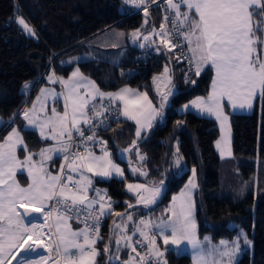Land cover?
<instances>
[{
  "label": "snow or ice",
  "instance_id": "snow-or-ice-1",
  "mask_svg": "<svg viewBox=\"0 0 264 264\" xmlns=\"http://www.w3.org/2000/svg\"><path fill=\"white\" fill-rule=\"evenodd\" d=\"M124 3L136 8L143 6L145 17L149 15V0H124ZM165 3L167 12L172 15L164 16L160 30L153 29L149 34L137 30L132 33V38L148 42L150 36H158L168 51L177 47L183 49L186 45L191 55L185 58L197 76L210 67L214 72L211 92L206 99L198 97L192 100L191 107L214 116L223 129L227 121L225 100L234 109H251L257 96L264 99V0H165ZM17 22L27 34L35 35L34 29L23 18H18ZM169 24L170 29L167 27ZM162 76L171 83L167 66ZM48 79L50 83H59L63 91L56 93L42 89L37 97L40 110L37 111L34 103L23 116L29 126L39 129L42 139L53 140L55 144L42 149L37 161L27 150L17 129L13 128L0 142V264H11L21 252L26 254V258L17 260V264H49L50 261L51 264H97L99 251L96 245L102 239L100 221L105 215H116L121 219V223L113 221L115 254L112 253L111 240L103 249L109 254L110 261H120L119 252L123 247L130 249V254L128 260L120 261V264H167L165 253L171 250L179 255L186 250L183 247L186 243L195 253L194 264H233V258L240 249L239 237L231 245L221 241L220 247L207 252L197 238L191 203V190L197 186L195 168L186 186L187 191L173 198V206L168 210L170 216L155 224L140 219L131 234L123 221H132L133 216L115 212L107 193L92 189L93 180L86 173L106 179L124 176L123 170L111 159L107 142L99 141L103 145L99 156L88 147L87 142H96L94 128L103 123L100 118L115 105L116 111L136 123L135 135L139 139L142 130L151 128V121L161 115L147 93L128 87L116 92L101 91L81 74L79 68L68 79L56 77L54 73ZM86 84L91 86L90 90L82 94L80 89ZM157 91L163 102L172 95L171 89L162 93L159 89ZM49 97L53 101L63 99L62 113L53 106L50 114L41 116ZM105 99L109 101L108 105L103 103ZM184 107L187 109L189 106ZM81 124L91 126V135H85ZM77 136L80 143L76 142ZM18 146H24L23 160L17 156ZM217 147H221L220 142ZM221 154L224 155V148ZM228 154H231L230 150ZM54 155H59L63 161L56 174L48 171L46 163L52 161ZM137 156L141 161L145 159L139 152ZM176 164L179 165V158ZM25 169L30 183L21 187L15 177L17 171ZM132 171L147 176V172L141 169L133 168ZM127 189L136 196L137 204L149 207L157 202L163 184L160 182L149 187L129 183ZM90 190L95 191V197L90 198ZM127 206L134 207L132 203ZM20 208L24 209L23 213ZM33 213H42V217H34ZM71 220L83 223L84 227L73 229L69 224ZM136 233L142 239H133ZM240 235L245 244H250L243 232ZM157 238L166 246L163 251ZM136 245L144 251H138ZM169 245L174 248L169 249Z\"/></svg>",
  "mask_w": 264,
  "mask_h": 264
},
{
  "label": "trees",
  "instance_id": "trees-1",
  "mask_svg": "<svg viewBox=\"0 0 264 264\" xmlns=\"http://www.w3.org/2000/svg\"><path fill=\"white\" fill-rule=\"evenodd\" d=\"M165 4V0H156L155 3L149 0V15L145 17L143 11L135 13L143 6L136 8L125 4L124 0H0L2 128L11 121L8 129L16 127L27 150L38 152L46 141L35 131L25 129L17 113L23 105L29 106L36 91L46 85L47 75L54 73L56 77L65 78L73 68H79L101 91L112 92L128 86L147 93L164 121L160 123L158 115L151 128L139 139L134 138L133 125L120 117L110 121L106 128L98 129V135L107 142L111 159L122 166L124 177L94 179L92 187H100L116 199L112 206L115 212H132L138 221L161 219L167 216L171 196L184 185L189 169L195 168L197 186L193 203L197 232L221 239L235 231L228 226L236 223L251 239L252 254L241 255L235 264H264V99H255L250 114H234L224 105L231 132L232 156L221 160L214 150L218 138L215 122L192 113L176 112L178 106L192 98L208 94L211 70L207 67L199 76L191 70L186 81L174 52L167 54L163 51L162 59L170 67L176 93L170 98L169 105L161 109L158 95L150 88L151 77L161 70V59L149 53L152 45L141 50L134 40L130 41V32L139 30L144 34L153 29L160 30ZM18 18H23L34 29V36L23 30ZM102 37L107 41L106 46L97 45L96 49L105 54L87 55L93 41ZM135 62H144L145 65L140 73L133 74L130 69ZM41 76L33 94L26 100L22 87ZM51 86L58 90L56 84ZM52 106L58 112L63 110L61 100L52 101ZM174 142L183 166L173 164ZM125 149H137L145 157L141 164L143 171L147 172L144 182L148 186L163 184L162 195L151 208L136 205L133 197L125 191L126 184L135 181L127 173L126 163L118 158L122 150L127 152V158L130 157L131 151ZM18 155L21 156L22 152L19 151ZM60 162L58 156L53 158L54 171ZM128 203L134 207L128 208ZM102 219V239L96 245L99 251L97 264L111 262L103 249L110 243L113 221H120L116 215H105ZM113 248L112 244V252ZM165 257L167 264H191L186 254L178 255L170 250Z\"/></svg>",
  "mask_w": 264,
  "mask_h": 264
},
{
  "label": "rangeland",
  "instance_id": "rangeland-1",
  "mask_svg": "<svg viewBox=\"0 0 264 264\" xmlns=\"http://www.w3.org/2000/svg\"><path fill=\"white\" fill-rule=\"evenodd\" d=\"M193 70H194V69H193ZM194 74H195V72H194ZM49 76H50V75H47V76L45 77V83H46V85H45V86H42L41 88H39V89L36 91V93L34 94L33 98L31 99V101H30V103H29V106H27V107L25 106V107H24V111H25L26 109H31V108H32V105H33L34 103L37 105V111L40 110V102L37 101V97H39V96L41 95V90H42V89L53 90V88H52V86H51L52 83H50V82H49V79H48ZM162 79H163V77H158V76H156L155 81H162ZM159 86H162V85L160 84ZM152 89H156V90L159 89V91H160L161 93H162V92H165V89L163 90L161 87H158V86H155V85H153V88H152ZM162 90H163V91H162ZM167 90H168V89H167ZM171 91H172V95L176 93V91H174V89H173V90L171 89ZM153 93H154L155 95H158V97L160 98V99H158V106H160L161 103L163 102V101H162V97H161V95L158 94V91L153 92ZM172 95H170V96L168 97V99H167L166 102H163V103H164V106H168V105H169V103H170V102H169V101H170L169 99H170V97H171ZM257 97H259V96H257ZM52 101H53L52 98L49 97L48 100H47V102H46V106H45L44 112H41V113H40L41 116H43V115H45V114H50V113H51V108L53 107V106H52ZM254 101H255V100H254ZM253 105H254V102H253ZM252 110H253V107H252L249 111H247V113H245V114H250V113L252 112ZM23 113H24V112H23ZM19 114H20L19 116H21V118H22V126H23L25 129H27V130L35 131V132L38 134V136L40 137V139H42L41 136H40V133H39V129H36V128H33V127L29 126L28 123H27V121L24 119L23 114L21 115V112H20ZM163 118H164L163 115H160V119H162V122L164 121ZM0 122H2V121L0 120ZM10 123H11V121L8 122L7 126H5V127H3V128H2V123H0V142H3V140L9 135V133L11 132V130H12L13 128L17 129L16 127H11V128L8 129ZM215 124H216L217 130H218V138H217V140L214 142V150H215V152H216L218 158H220L221 160H223V159H227V158H230V157L232 156V151H231V132H230L229 124H228L227 126L224 125L223 129H222V127H221V123H220L219 121H217ZM42 140H45V139H42ZM47 141L49 142V144H48L46 147H44V148H47V147H49V146H53V145L55 144V142H54L53 140H50V139H49V140H47ZM225 141H227V148H225ZM218 142H220V145H221L220 148L217 147V143H218ZM24 145H25V144H24ZM44 148H42V149H44ZM222 148H224V155L221 154V149H222ZM42 149H41V150H42ZM41 150H40V151H41ZM229 150H230V153H231L230 155L228 154V151H229ZM19 151L22 152V155H21V156L18 155V152H19ZM40 151H39L38 153H32V152H31L32 154H34V159L37 160V161H39V158H37V157L39 156ZM137 152H139L137 149H133V150L131 151L130 157L127 158V157H126L127 152H124V151L122 150V151H120V152L118 153V158L126 163V165H125V169H126L127 173L135 178V181H133V182H129V183H131V184H145V185H147V184L144 182V176H143V175H140L139 172L133 173V171H132L133 168H138V169H141V170L143 171V169H142V164H141L142 161L138 158V156H137ZM139 154H140V153H139ZM140 155H141V154H140ZM17 156H18V158H19L20 160H23V159H24V157H25L24 146H18V148H17ZM172 157H173V160H172V161H173V164H174V165H177V164H176V160L179 158V164H181V165L183 166V162H182V159H181V158L179 157V155H178V152H177V149H176V143H175V142H174V152H173V154H172ZM61 161H62V160H61ZM113 162H114L115 164H117V165L122 169V166H121L120 164L116 163L114 160H113ZM60 165H61V162L59 163V167H60ZM59 167L57 168V171H54L53 168H52V170H51V167L48 166V171L52 172L53 174H56V173L58 172ZM192 170H193V168L189 169L188 176H187V178H186V180H185V182H184V185L180 188V190L171 196L170 201H169L168 206H167V216H165L164 218H161V219H160V218H159V219H149V218H144L145 220H150L153 224H155V223H158V222H159L160 220H162V219L166 220V219L170 216V212H169L168 210L173 206V198H174V197H180V195H181L182 192L187 191L186 186H188V184H189V180L192 179ZM21 175L24 176V177H26V179H24V178L22 179V176H21ZM86 175H88L89 177H91L92 180H94V179H99V180H109V179H106V178H101V177L93 176L91 173H86ZM123 177H124V176H123ZM123 177L113 176L112 178H114V179H121V178H123ZM15 179H16V181L20 184L21 187H27L28 184L30 183V178H29V176H28V173H27V170H26V169L23 170V171H17V174H16ZM129 183L126 184V186H125V191H126L131 197H133L134 202H135V204L137 205V203H136V196L133 195L132 193H130V192L128 191V189H127V185H128ZM195 183H196V179H195ZM147 186H148V185H147ZM149 187H151V186H149ZM92 189H99L101 193H104V192H105V191H104L102 188H100V187H92ZM195 189H196V187H195L194 189L191 190V203L193 204V215H194L193 193H194ZM90 191H91V190H90ZM162 191H163V189H162ZM161 195H162V192H161ZM161 195H160V197H161ZM160 197H159V198H160ZM159 198H158V200H159ZM158 200H157V201H158ZM156 203H157V202H156ZM156 203H155V204H156ZM155 204L150 205L149 207H144L142 204H138V205H140V206H142V207H144V208H151V207H153ZM20 209H22V208H20ZM20 209H19V210H20ZM127 214H131V215L133 216V220H132V221H127V220L125 219V220L123 221V223L127 225V228H128L129 234H131L132 231H133V227H134V225H138V222H139V221H138L137 219H134V215H133L132 212L127 213ZM117 223H121V219H120V221H118ZM69 224L71 225V227H72L73 229H79V228H82L81 226L73 227L72 224L70 223V221H69ZM228 227H229L230 229H232V228L235 229V231L232 232V233L230 234V236H226V237L221 238V239H213L212 236H211L210 234H201V235H200V234L197 232V227H196V233H197V238L199 239L201 246L204 248V250H205L206 252L209 251L210 249L214 248V247H220V246H221V245H220V242H221V241H226V242L229 243V245H231V243H232L233 241H236L237 238L239 237L240 249H239L238 252H236V254H235L234 258H233V264H235V263L237 262V260L241 257V255L245 254V255H247V256H251V254H252V243H251V239L248 237V235L246 234V232H245L243 229H241L236 223H231ZM153 230L156 231L155 229H153ZM110 232H111V235H112V237H111V243L114 245V249H113V250H114V253H113V254H115L116 230H115V226H114L113 223H112V225H111V227H110ZM241 232H243L244 236L247 237V239L250 241V244H245L243 236L240 235ZM134 237H137L138 239H142V238L139 236V233H136ZM205 238H207V239H205ZM157 243H158V245L160 246L161 250L163 251L162 246H165V245H163V241L160 240L159 238H157ZM145 244H146V242H145ZM167 247L170 248V249L174 248V246H172V245H169V246H167ZM183 247H184L186 250L183 251V252H181L180 254H186V255L189 257L191 264H194L193 257H194V255H195V253H194V251H193L191 245H187V244L185 243V245H184ZM125 250H126L127 252H125ZM174 252L176 253V251H174ZM44 254L47 255V253H44ZM129 254H130V249H127V248H123V247H122V248H121V251L119 252L120 261H127V260H128V257H129ZM176 254H177V253H176ZM131 255L134 256L135 253H131ZM22 258H26V254L21 252L20 255H18L17 258H16L15 260H12V261H11V264H17V260L22 259ZM120 261L112 260L111 262H112L113 264H120Z\"/></svg>",
  "mask_w": 264,
  "mask_h": 264
},
{
  "label": "crops",
  "instance_id": "crops-1",
  "mask_svg": "<svg viewBox=\"0 0 264 264\" xmlns=\"http://www.w3.org/2000/svg\"><path fill=\"white\" fill-rule=\"evenodd\" d=\"M137 30H134V31H132V32H130V41H133V38H132V33L133 32H136ZM157 31H159V30H157ZM152 31H150V32H146V33H144V34H149V33H151ZM151 41H154V43H152ZM105 43H107V41H105V38L104 37H102L101 39H95L94 41H93V43H92V45L89 47V50H88V53H87V55H90V56H94V54H105V53H103V51H101V50H97L96 49V46L97 45H99V46H106V44ZM133 43H135L136 45H138L139 46V48L141 49V50H143V48L145 47H148V46H150V45H152V47H150V50H149V53L150 54H155L158 58H160L161 59V70H160V72L159 73H157V74H155V75H153L152 77H151V80H150V88H151V90H152V93L153 92H156L157 90L156 89H152L153 88V85H155V86H158V87H161L163 90L165 89V92L167 91V89H174V91H176V89H175V87H174V85L172 84V80H171V83L169 84L168 82H167V80L162 76V73L164 72V68L167 66L168 68H169V75H170V67L167 65V64H165V61L162 59V55H163V51H165L167 54H169V52L170 51H168V49L163 45V46H160V38L158 37V36H150V41H148V42H146V41H144L142 38L141 39H139V40H135V41H133ZM114 44V43H113ZM130 44H132L131 42H130ZM141 44H143L144 46L143 47H141L140 45ZM157 46H156V45ZM113 46V45H112ZM114 47V46H113ZM157 49H159V50H157ZM187 52H188V50H187ZM188 55L190 56L191 55V53L190 52H188ZM113 57V56H112ZM168 57V59L170 58L169 56H167ZM207 68V67H206ZM209 69H210V67H208ZM77 68H73L71 71H70V73L68 74V76L67 77H65L64 79H68L70 76H71V74H72V72L74 71V70H76ZM192 70H193V68H192ZM211 70V69H210ZM193 72H194V70H193ZM211 72H212V77H211V80H210V84H209V88H208V94L205 96V97H201V98H207L208 97V95L210 94V92H211V85H212V80H213V77H214V72L211 70ZM82 74V73H81ZM83 75V74H82ZM84 76V75H83ZM156 76H158V77H163V79H162V81H155V79H156ZM87 80H90L89 78H87L86 76H84ZM90 81H92V80H90ZM93 82V81H92ZM162 85V86H159V85ZM56 85H57V87H58V90H55V89H53L56 93H60V92H62L63 91V88H62V86L59 84V83H56ZM96 85V84H95ZM90 85H85V87H82L81 89H80V92L83 94V93H85V92H87V91H89L90 90ZM97 87V86H96ZM125 87H128V86H123V87H121V88H119V89H117V90H115V91H112V92H116V91H118V90H120V89H122V88H125ZM128 88H131V87H128ZM131 89H134V90H137V89H135V88H131ZM162 90V91H163ZM137 91H139V92H141V93H145V92H143V91H140V90H137ZM174 95V94H173ZM172 95V96H173ZM34 96V95H33ZM171 96V97H172ZM170 97V98H171ZM33 98V97H32ZM149 98V97H148ZM196 98H198V97H194V98H192L191 100H189L188 102H186V103H184V104H182V105H180V106H178L177 108H176V112L178 113V114H184V113H192V114H194V115H196V116H198V117H202V118H207V119H211V120H213L215 123L218 121L214 116H210V115H208L207 113H200L199 111H197V109H195V108H192L191 107V101L192 100H195ZM150 99V98H149ZM160 99V98H159ZM60 100H61V102H62V105H63V99L62 98H60ZM151 100V99H150ZM170 100V99H169ZM106 101H108L107 99H105L103 102H106ZM154 105V104H153ZM185 105H188L189 107L187 108V109H185ZM224 105H226V107L228 108V110L230 111V112H232V113H234V114H245V113H247V111H249L250 109H248V108H243V109H241V108H239V107H237V108H233L228 102H227V100H225L224 101ZM166 106H164V108H165ZM63 112V110L61 111V113ZM225 114V113H224ZM226 115V114H225ZM120 119L121 120H124V121H127V122H130L132 125H133V127H134V130H133V135H134V138L135 139H138L137 137H136V135H135V133H136V129H137V125H136V123L134 122V121H132V120H128V119H126L122 114H120ZM156 119H158V116L154 119V120H152L151 121V125H152V123L154 122V121H156ZM159 122L160 123H162V119H159ZM220 122V121H219ZM229 123H228V118H227V121L225 122V126H227ZM82 125H84V124H81V126ZM148 128L147 127H145L143 130H142V132H141V135H142V133H144L146 130H147ZM46 141V144L42 147V148H44V147H46L48 144H49V142L47 141V140H45ZM41 148V149H42ZM40 149V150H41ZM39 150V151H40ZM38 151V152H39ZM38 152H36V153H38ZM56 156H58L59 157V155H54L53 156V158L54 157H56ZM37 158H39L40 159V157L38 156ZM47 163V165L49 166V167H51V170H52V161H47L46 162ZM26 179V177H24V176H22V179ZM41 215H42V213H40ZM41 222H42V220H41ZM70 223L72 224V226L73 227H78L79 225L78 224H76V223H73V222H71L70 221ZM114 249V248H113ZM23 253V252H22ZM112 253H114V250H113V252ZM49 264H51V261L49 262Z\"/></svg>",
  "mask_w": 264,
  "mask_h": 264
},
{
  "label": "built area",
  "instance_id": "built-area-1",
  "mask_svg": "<svg viewBox=\"0 0 264 264\" xmlns=\"http://www.w3.org/2000/svg\"><path fill=\"white\" fill-rule=\"evenodd\" d=\"M143 10L142 9H139L138 11H136L135 13H139V12H142ZM172 15V13L170 12H167V5L165 4L162 8V16H163V20H164V16L165 15ZM167 27L170 29L171 28V25H167ZM175 42V40H174ZM181 43H183V40L181 38ZM175 56H176V59L177 57H179V59H177L178 63L180 64V69L181 71L183 72L184 74V78L186 81L189 80V75L191 74V70H192V67H191V64L189 63L188 59H186L185 57H188V53H187V48H186V45L184 46L183 49L177 47L173 50ZM145 63L144 62H135L134 65L132 66V68L130 69V72L135 74V73H140V70L144 67ZM48 67L50 66L49 64L47 65ZM42 76L40 78H38L35 82H32V83H27V85H29V87H25V85L22 87V93L23 95L25 96L26 100H28L31 95L33 94L36 86L39 84V81L41 80ZM105 105H108L109 101H106V102H103ZM24 107L25 105H23V107L20 109V111L17 113V116H19L20 112H21V115L23 114L24 112ZM99 109V107H98ZM120 117V113L118 111L115 110V105L112 106V110H110L109 112L105 113L104 117H101L100 119L103 120V123L102 124H99L98 127H95L94 128V131L96 133V137H95V140L96 142H92V141H89L87 142V145L88 147L96 154L99 156V154H102L101 152V148L103 147V145L101 143H99V141H105L104 138H102L101 136L98 135V129H104L108 126L109 122L110 121H116L118 120ZM97 123H99L97 121ZM84 131H85V135H91L92 133V128L91 126L89 125H82L81 126ZM76 142L77 143H80L81 142V139L80 137H76ZM106 142V141H105ZM107 147V145H106ZM107 150L109 151V149L107 148ZM63 163V161L61 162V164ZM60 168V167H59ZM59 171V169H58ZM105 193V192H104ZM89 196L90 198L92 197H95L96 196V193L94 190H92L90 193H89ZM107 197L109 198V202L111 203V205L113 206L115 203H116V199L110 197L108 194H107ZM71 222L73 223H76L78 224L79 226H81L82 228L84 227L83 223H80V222H77L76 220H71ZM102 222H103V219L101 218V221H100V228L102 226ZM133 239H138L137 237H133ZM137 247V250L138 251H141L143 252L144 249L140 246V245H136ZM106 264H111V262H107Z\"/></svg>",
  "mask_w": 264,
  "mask_h": 264
},
{
  "label": "water",
  "instance_id": "water-1",
  "mask_svg": "<svg viewBox=\"0 0 264 264\" xmlns=\"http://www.w3.org/2000/svg\"><path fill=\"white\" fill-rule=\"evenodd\" d=\"M20 212L23 213L24 212V209H20ZM32 216L34 217H39L40 216V213H33ZM28 219H31V217H29Z\"/></svg>",
  "mask_w": 264,
  "mask_h": 264
},
{
  "label": "bare ground",
  "instance_id": "bare-ground-1",
  "mask_svg": "<svg viewBox=\"0 0 264 264\" xmlns=\"http://www.w3.org/2000/svg\"><path fill=\"white\" fill-rule=\"evenodd\" d=\"M39 217H42V215L40 214V216ZM42 251V250H41Z\"/></svg>",
  "mask_w": 264,
  "mask_h": 264
}]
</instances>
